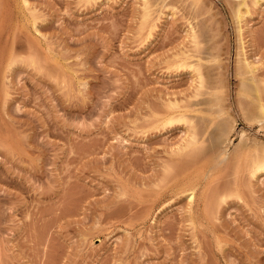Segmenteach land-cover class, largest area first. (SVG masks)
Here are the masks:
<instances>
[{"label":"rangeland","instance_id":"rangeland-1","mask_svg":"<svg viewBox=\"0 0 264 264\" xmlns=\"http://www.w3.org/2000/svg\"><path fill=\"white\" fill-rule=\"evenodd\" d=\"M260 106L264 0H0V264H264Z\"/></svg>","mask_w":264,"mask_h":264},{"label":"bare ground","instance_id":"bare-ground-1","mask_svg":"<svg viewBox=\"0 0 264 264\" xmlns=\"http://www.w3.org/2000/svg\"><path fill=\"white\" fill-rule=\"evenodd\" d=\"M236 12H238V11H236ZM241 12V11H240ZM240 12H238V15L236 16V17H241V13ZM252 68V67H251ZM243 89V88H242ZM253 89V88H252ZM254 90V89H253ZM248 91V90H247ZM246 90H245V93L247 92ZM249 91H251V90H249ZM249 93V92H248ZM257 98V97H256ZM259 104H261V103H259ZM260 108H261V110H262V112H263V114H264V110H263V108H262V106H260ZM260 110V111H261Z\"/></svg>","mask_w":264,"mask_h":264}]
</instances>
